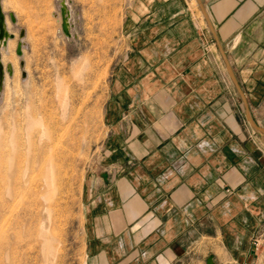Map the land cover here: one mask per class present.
I'll use <instances>...</instances> for the list:
<instances>
[{
	"label": "crops",
	"instance_id": "1",
	"mask_svg": "<svg viewBox=\"0 0 264 264\" xmlns=\"http://www.w3.org/2000/svg\"><path fill=\"white\" fill-rule=\"evenodd\" d=\"M144 1L82 186L86 264H252L264 151L197 1ZM201 2L247 102L264 93V0Z\"/></svg>",
	"mask_w": 264,
	"mask_h": 264
},
{
	"label": "rangeland",
	"instance_id": "2",
	"mask_svg": "<svg viewBox=\"0 0 264 264\" xmlns=\"http://www.w3.org/2000/svg\"><path fill=\"white\" fill-rule=\"evenodd\" d=\"M58 1L0 0L14 34L8 46H0V57L11 66L0 86V264H86L82 186L100 165L109 132L108 84L134 43V20L146 5L144 0H64L72 32L66 37ZM260 89L255 87L248 106L264 127ZM242 112L241 102L242 120L250 127ZM250 128L264 151V139ZM255 238L252 264H264V228ZM189 255L192 261L183 264H205L197 252Z\"/></svg>",
	"mask_w": 264,
	"mask_h": 264
},
{
	"label": "water",
	"instance_id": "3",
	"mask_svg": "<svg viewBox=\"0 0 264 264\" xmlns=\"http://www.w3.org/2000/svg\"><path fill=\"white\" fill-rule=\"evenodd\" d=\"M196 1H197V4H198V7L200 8L201 13L203 14V16L205 18L207 27L210 29V32L212 33L213 37L215 38V41L218 43L219 53H220V56H222V59L224 61L225 69H226V71L228 73V76L230 77V80H231L232 84L235 86L240 99L242 100V103H243V106H244L245 117H246L250 127H252L254 131H256L257 135L264 138V127L258 125L254 121V119L252 118V115H251V113L249 111V106H248L247 99H245V96H244V93L242 91V88L240 87V85H238L236 77L234 75V72H233V70H231L230 65L228 64L227 58H226L225 53H224L223 46L216 39V35H215V32H214V29L212 28L211 23L208 20L207 14L204 11V8L202 6V2H201V0H196ZM58 3H59V5H58L59 15H60V18H61L60 30H61V32L64 33V35L66 37H70V35H71V32H70V17H69V10H68L67 4L64 3L63 0H59ZM7 15H8V18L11 20L12 23L15 22L13 13H8ZM18 33H19V39H18L15 47H16V53L18 55H21V53H22V47H21L22 46V41H21V38L24 36V33H23L22 29H20ZM13 36H14V34L10 33L8 31V29H7L6 20H5V14H4L3 10H2V5L0 4V43L2 45H5L6 42L9 39L13 38ZM19 62L22 65L23 62H21V60H19ZM5 71L8 74H10L11 73V66L7 65L5 67ZM3 73H4V65H3V63L1 62V59H0V86H1V83H2V80H3V77H4ZM205 264H213V260H212L211 256H208L206 258Z\"/></svg>",
	"mask_w": 264,
	"mask_h": 264
},
{
	"label": "bare ground",
	"instance_id": "4",
	"mask_svg": "<svg viewBox=\"0 0 264 264\" xmlns=\"http://www.w3.org/2000/svg\"><path fill=\"white\" fill-rule=\"evenodd\" d=\"M64 1V0H63ZM58 3V2H57ZM64 3H65V1H64ZM59 4V3H58ZM67 4V3H66ZM70 12V11H69ZM56 14H58V13H56ZM70 15V14H69ZM58 16V15H57ZM7 20V19H6ZM7 22V21H6ZM70 25H71V23H70ZM72 33V32H71ZM7 44H8V42H7ZM5 45V46H8V45ZM0 46H2V44L0 43ZM12 56V55H11ZM10 56V57H11ZM6 58H7V56H6ZM0 59H1V61L4 63V69H5V67L7 66V65H9L10 66V62L9 61H7V62H4L3 61V56H1L0 57ZM12 60H13V57L11 58ZM5 60V59H4ZM9 60V59H8ZM12 64V63H11ZM47 120V119H46ZM42 121V120H41ZM43 123V122H42ZM47 123H48V121H47ZM51 123V122H50ZM49 124V123H48ZM47 124V125H48ZM49 126H51L50 124H49ZM17 127V126H16ZM15 127V128H16ZM38 127V126H37ZM56 127V126H55ZM25 129V128H24ZM55 129V128H54ZM53 129V130H54ZM22 130V129H21ZM21 133V132H20ZM43 133L44 134H47L48 135V129H46V127H44V129H43ZM55 136V135H54ZM35 137H37L36 135H35ZM47 137V136H46ZM49 138V137H48ZM57 138V137H56ZM262 139H264L263 137H261ZM19 140V139H18ZM58 140V139H57ZM46 141V140H45ZM47 142V141H46ZM35 143V142H34ZM48 143V142H47ZM52 144V143H51ZM54 144V143H53ZM38 145V144H37ZM19 147H20V145H19ZM54 147V146H53ZM56 149V148H55ZM18 151V150H17ZM35 151V150H34ZM52 151V150H51ZM21 152H22V150H21ZM51 153V152H50ZM17 154H18V152H17ZM38 154V153H37ZM43 155V154H42ZM49 157H51V155L49 156ZM44 158V157H43ZM52 158V157H51ZM29 159V158H28ZM46 160V159H45ZM19 162V161H18ZM41 162V161H40ZM53 163H54V161H52ZM47 163V162H46ZM21 164V163H20ZM41 164V163H40ZM25 165V164H24ZM43 165V164H42ZM21 166H22V164H21ZM26 167V166H25ZM41 168V167H40ZM19 169V168H18ZM48 174H49V176L47 175V178H50V180H52L51 179V174H52V168H51V165L48 167ZM47 174V173H46ZM25 180V179H24ZM20 181V180H19ZM45 181V180H44ZM21 183V182H20ZM18 184V183H17ZM13 185V184H12ZM17 186V185H16ZM21 186H22V184H21ZM27 185H25V187H26ZM9 187V186H8ZM18 187V186H17ZM24 187V188H25ZM14 188H16L15 186H14ZM21 188V187H20ZM20 188H18V190H20ZM23 188V187H22ZM11 189V188H10ZM11 191V190H10ZM12 191L14 192V189H12ZM12 192V193H13ZM11 194V193H10ZM14 194V193H13ZM17 194V193H16ZM46 241V240H45Z\"/></svg>",
	"mask_w": 264,
	"mask_h": 264
},
{
	"label": "built area",
	"instance_id": "5",
	"mask_svg": "<svg viewBox=\"0 0 264 264\" xmlns=\"http://www.w3.org/2000/svg\"><path fill=\"white\" fill-rule=\"evenodd\" d=\"M58 12H59V9H58ZM59 18H60V15H59ZM60 22H61V18H60ZM254 244H255V246H257L259 244L258 239H256V238L254 239Z\"/></svg>",
	"mask_w": 264,
	"mask_h": 264
}]
</instances>
